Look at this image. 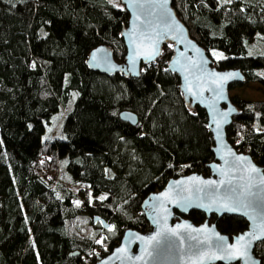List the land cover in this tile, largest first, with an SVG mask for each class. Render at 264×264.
I'll list each match as a JSON object with an SVG mask.
<instances>
[{
	"label": "trees",
	"instance_id": "obj_1",
	"mask_svg": "<svg viewBox=\"0 0 264 264\" xmlns=\"http://www.w3.org/2000/svg\"><path fill=\"white\" fill-rule=\"evenodd\" d=\"M171 6L215 68L243 73L229 88L256 82L264 90V0ZM127 18L113 0H0V264H91L126 228L150 229L140 207L147 194L170 177L209 173L206 114L184 103L178 75L166 68L171 44L137 77L87 64L99 44L123 59ZM230 99L237 113L226 139L264 171V99ZM122 110L137 122L121 120ZM185 217L200 223L205 215ZM208 221L229 236L247 224L227 214ZM253 253L264 264V241Z\"/></svg>",
	"mask_w": 264,
	"mask_h": 264
},
{
	"label": "water",
	"instance_id": "obj_2",
	"mask_svg": "<svg viewBox=\"0 0 264 264\" xmlns=\"http://www.w3.org/2000/svg\"><path fill=\"white\" fill-rule=\"evenodd\" d=\"M124 6L128 13L126 24L120 30V36L123 41L125 53L121 61L114 59L111 49L105 44H99L94 48L90 49L87 53V64L95 69L96 71L104 74L120 72L125 76L137 77L140 73V67L142 65L154 62L161 53L162 46L166 43L171 44L172 54L170 55L166 68L178 75V88L181 93L184 103L193 109L195 106L202 108L206 114V125L211 133L213 144L211 151L213 153V159L207 163L209 173L203 175L197 171H192L178 175L176 177L168 178L163 186L154 192H150L142 200L140 207L143 215L147 220L150 229L141 232L134 228H126L118 241V243L111 248V250L104 256H98L95 262L91 264H189L188 256L193 255L195 257V249L189 251V245L193 244L194 241L188 239V232L183 229L182 226L188 225L190 228L201 229L207 226V231L202 233L193 232L191 235L199 236L201 239L204 237L214 238L215 236H222L227 238L228 244H235L236 238L246 232H249L252 228V221L249 220L248 216L242 214V211L238 212H221V211H208L205 208L197 207L195 205L185 209L179 206L172 200V202H165L164 206L167 208V213H164L160 209V200L164 193H168L172 189L171 196L175 197L176 185L180 182H190L192 178L197 180L215 181L217 184L222 180H231L233 185H239L247 181L249 173L245 171L248 167V162L258 169V173H252L253 181H259L264 176L263 168L255 163L248 153L236 151L232 145L227 141L225 129L231 121V116L237 113L236 105L231 101L230 95L228 94L229 85L235 82H242L244 79L243 73L239 68H227L217 69L212 65L211 58L206 54L203 47H201L196 41L191 38L188 34L186 26L178 19L174 9L171 6V0H167L166 12L168 16L161 20V9L150 2V0H140L144 4L143 8L130 7L132 0H119ZM163 2V0H159ZM137 14L140 15V20L137 21L135 18ZM151 20L155 25V31L153 32L150 28L146 27L144 22ZM171 23V27L168 24ZM137 24L140 31H144L146 35L152 36L157 41L156 48L159 54L155 56V59H148L144 54H141L136 59L135 67L133 68L131 60L134 54V45L132 40L133 25ZM178 26V27H177ZM158 34V35H157ZM145 44L150 47L149 42L145 40ZM93 55L96 56V60H93ZM228 73H235L236 75L224 81L222 84L223 99L216 100L215 108L219 112H229L227 122L222 124L220 129L221 138H217L215 125L208 127L212 124L213 117V99L216 92L220 89L212 81L215 79L213 74L226 75ZM191 87L192 92L198 93V95H192L188 91ZM231 110V111H229ZM119 118L130 124L137 122V115L131 111L122 110L118 114ZM219 119V117H217ZM222 141V143H221ZM229 150L235 155H229ZM245 157V161L237 162L236 157ZM223 173H227L224 175ZM241 177L245 179L242 180ZM264 187V186H262ZM221 194L224 189L222 188ZM253 191H257L253 188ZM204 193H201L203 196ZM262 199L259 202L254 201L252 209L257 214V223H264V192L261 193ZM207 203V200H205ZM191 210H197L203 212L205 218L200 223H193L190 219L185 217ZM177 212V213H176ZM181 214V215H179ZM210 214H214L216 217H220L223 214L236 215L242 217L246 221V227L231 236L226 233L220 232L214 221L209 222L208 218ZM166 216V220L165 217ZM93 220H97L94 217ZM102 225L107 227L108 224L104 220L100 219ZM180 229V237L183 238L184 243L181 249L180 238L166 234V236L158 237L159 243L153 242L152 245H146L145 241L150 237L155 236L161 229ZM137 237H143L144 240L137 239ZM167 237V238H166ZM131 241V242H130ZM253 242L249 255L252 257L251 260L244 258L226 261V260H214L204 261V264H260V260L253 253L255 243ZM174 245V246H173ZM147 252H151L152 255L148 256ZM120 249H126L125 252H120ZM209 251L207 247L203 249ZM215 251V249H211ZM75 254V253H74ZM141 256L143 259H136ZM128 257H131L129 259ZM192 264H200V261L193 260Z\"/></svg>",
	"mask_w": 264,
	"mask_h": 264
},
{
	"label": "snow or ice",
	"instance_id": "obj_3",
	"mask_svg": "<svg viewBox=\"0 0 264 264\" xmlns=\"http://www.w3.org/2000/svg\"><path fill=\"white\" fill-rule=\"evenodd\" d=\"M151 3L156 4L161 9V20L165 19L168 16L166 12L167 0L159 2V0H150ZM231 0H225V3H230ZM130 7H139L143 8L144 4L140 0H132ZM137 21L140 20V15L137 14ZM147 28H150L153 32L155 31V25H153L151 20L144 22ZM168 27H171V23L168 24ZM178 27V26H177ZM132 40L134 45V54L131 60L133 68L135 67L136 59L139 58L141 54H144L148 59H155V56L159 54L158 49L156 48L157 41L154 37L146 35L144 31L139 30L137 24L133 25ZM158 35V34H157ZM145 40L149 42V46L145 44ZM217 59H225L226 57L220 53H213ZM93 60H96V56L93 55ZM35 66V65H33ZM215 79L212 81L217 85V88L220 89L216 92V95L213 99V117L212 124H209L208 127L215 125L217 138H221L220 129L223 123L227 122V117L229 112H219L215 108L216 100L223 99L222 93V84L224 81L233 78L235 73H228L226 75L213 74ZM188 91L192 95H198V93L192 92L191 87L188 88ZM231 111V110H229ZM219 117V119H217ZM222 143V141H221ZM229 155H235L229 150ZM247 158L245 157H236L237 162H243ZM249 173L247 181L239 185H233L231 180H222L219 184L215 181L208 180H197L192 178L190 182H180L176 185L175 188V197L171 196L172 189L168 193H164L161 197L157 199L160 200V209L167 213V208L164 206L165 202H172L174 200L179 206L187 209L193 205L197 207L205 208L208 211H221V212H238L242 211V214L248 216L249 220L252 221V228L249 232L243 233L236 238L235 244H228L227 238L222 236H215L214 238L204 237L201 239L199 236H193L191 233H202L207 231V226L201 229L190 228L188 225L182 226L185 231L188 232V239L194 241L193 244L189 245V251L195 249V257L193 255L188 256L189 264H192L194 258L195 260L200 261V264H204V261H214V260H236L244 258L246 260H251L252 257L249 255V250L251 249L253 242L255 241H264V223L258 224L257 214L254 211H249L252 209L253 202H259L262 197L261 193L264 192V176H262L259 181H253L252 173H258V169L251 165V162H248V167L245 169ZM227 175V173H223ZM244 180V177H241ZM224 189L221 194V189ZM253 188H256L257 191H253ZM201 193H204L201 196ZM107 197H100V199H106ZM207 200V203H205ZM79 206V201L76 202ZM166 220V216L164 217ZM109 231H112V227L109 226ZM170 234L171 236L180 238L181 249L184 243L183 238L180 237V229H167L163 228L161 231L157 232L155 236L150 237L145 241L146 245H152L153 242L159 243L158 237L166 236ZM167 238V237H166ZM137 239L144 240L143 237H137ZM131 242V241H130ZM96 243H103V240H97ZM174 246V245H173ZM207 247L209 251H204L203 249ZM211 249H215L212 251ZM120 252H125L126 249H120ZM147 252V248L145 249ZM148 256H151V252H147ZM131 259V257H128ZM136 259L140 260L143 257L138 256Z\"/></svg>",
	"mask_w": 264,
	"mask_h": 264
},
{
	"label": "rangeland",
	"instance_id": "obj_4",
	"mask_svg": "<svg viewBox=\"0 0 264 264\" xmlns=\"http://www.w3.org/2000/svg\"><path fill=\"white\" fill-rule=\"evenodd\" d=\"M116 4L119 3V0H113ZM228 94L230 96H237L239 99L245 100H257V99H264V90L262 87L256 82H247L239 86H233L229 88ZM50 130H45L44 135H48ZM106 248H101L99 251L95 252L98 253L97 255H101Z\"/></svg>",
	"mask_w": 264,
	"mask_h": 264
}]
</instances>
